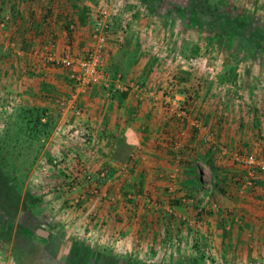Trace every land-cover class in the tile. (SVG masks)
<instances>
[{"label": "rangeland", "instance_id": "obj_1", "mask_svg": "<svg viewBox=\"0 0 264 264\" xmlns=\"http://www.w3.org/2000/svg\"><path fill=\"white\" fill-rule=\"evenodd\" d=\"M91 1L96 7V17L100 0ZM104 1L107 8L110 4L117 6L120 15L117 24L119 28H125L127 18L131 16L127 7L128 0L121 3L120 0ZM135 2L136 4H131L134 14L137 11L142 13L145 5L149 12V69L142 70V74L138 73L137 76H129V69L122 71L109 68L106 71L110 79L120 75L125 84L136 83L148 87L149 111H164L176 129L179 128L177 125L185 127L186 124L178 122L165 111L167 102L176 100L185 110L188 120H198L200 127L205 128L202 112L199 111L202 106L198 108V105L202 103L204 109V106L207 107L206 102L214 104L217 101L219 96L215 97L216 94L226 93L219 100L222 103L221 112L223 110L231 113L237 109L240 101L242 105L244 103L242 110L245 112V122H252L250 132L244 137L247 135L252 143L246 148L242 145L236 147L234 141L229 142L225 134L223 138L217 137L220 150L221 147L224 148L231 158H224L223 165L216 166L215 170L204 162L197 165L196 172L191 173L192 180L186 184L193 187L192 189L187 190L185 184L177 182L175 191L182 192L181 195L166 198L157 196L151 188L156 192L158 186L150 179L147 186L143 187L146 189L145 193L139 195L138 189H135L132 198L125 196L124 199L122 195L123 202L131 204L130 206L137 202L141 206L139 217L149 219V224L153 227L148 229L157 238V244L148 246L149 241L146 242L142 233L146 234L149 230L139 229L138 240L134 242L136 244L132 243L133 246L127 248L123 237L114 236L112 241H103L99 237L101 233H98L94 221L96 216L91 215L89 208L88 216L71 215L68 227L64 220V217L67 218V213L64 212L66 209L69 211L71 207V210H76L87 201L94 208L110 204L108 193L118 179L112 180L114 173L109 176L107 174L114 171V167L104 166L102 171L105 176L100 177L93 169L94 166L85 162L81 148L69 145L74 140L61 131L59 115L56 117L31 107L18 106L16 101L6 96L0 79V196L4 198L8 194L5 203L14 214L12 220L0 212V261L3 264H191L194 258H201L199 264H264L263 259H243L240 247L232 250L231 259L220 257L219 251L225 253L226 246L221 243L212 245V234L208 228L210 216L219 210L216 194L232 198L239 206H246L253 212L264 210V173L258 168H249L235 157L236 154L254 155L264 162V0H148L147 4L138 0ZM112 12L113 10L109 14H114ZM52 52L56 54L55 48ZM205 93V98L210 94L212 100H202ZM130 94L135 95L132 91L125 93L126 96ZM57 102V109L61 110V104H65L66 99H58ZM36 119L47 127L35 129ZM69 122L70 120L67 121ZM155 135L157 142L163 141L160 133ZM185 135L181 133L178 138L175 136L178 145L182 144ZM91 140L90 145L94 142V139ZM254 141L256 147H259H255ZM60 150H67L68 155L74 156L72 159L75 156V159H81L83 164L80 167L87 168L90 175L97 173L92 177V184L102 191L98 196L83 200L80 197L85 194L87 187L82 180L76 191L67 192L64 180L66 173H59L53 168L49 169L50 173L40 170L43 159L50 162L60 156L65 171L66 160L59 154ZM219 151L217 153L221 156ZM182 159L180 164L185 162ZM33 160L35 163L26 174L24 164ZM172 160L177 163L179 161L174 158ZM74 162L75 160L70 162L73 171L76 168ZM150 168L146 166L143 170L151 175ZM168 171L170 172L166 175L171 180L169 183L174 184L180 172L173 171L172 168ZM120 173L124 176L121 183L125 182L126 177L130 178L128 176L131 173L127 174L126 168L123 167ZM79 177H84V173L81 172ZM248 182L251 185H246ZM130 184L133 183L127 181L124 186L128 188ZM57 186H60L59 190L56 189ZM209 191L211 202L217 208L199 213V196L206 195ZM57 193L60 195L58 203L53 200ZM40 198L42 203L39 202ZM17 199L15 210L14 201ZM75 199L79 202L73 208ZM149 200L153 201L150 205L152 207L148 206ZM175 200L180 202L175 203ZM90 216L92 217L89 218ZM74 217L77 219L74 220ZM235 218L237 221H234ZM255 218L259 219L256 216ZM239 222L241 219L230 213L225 225L230 227L229 230H238ZM93 223L94 229L90 227ZM41 231L49 232L51 237L40 239L36 234ZM249 233L251 236L252 230ZM260 235L258 233L257 239H254L257 244L251 249L248 248L249 256L253 253L261 257L260 253L264 252V242L259 244L260 238L264 237ZM107 237L111 238L109 235Z\"/></svg>", "mask_w": 264, "mask_h": 264}, {"label": "crops", "instance_id": "obj_2", "mask_svg": "<svg viewBox=\"0 0 264 264\" xmlns=\"http://www.w3.org/2000/svg\"><path fill=\"white\" fill-rule=\"evenodd\" d=\"M114 1L119 2V0ZM121 2L124 0H120ZM128 2L129 6L127 7L131 16H128L125 28L123 26L119 28L117 24V20H119L117 6L110 4V7L106 8L109 12L113 10L114 14H108L106 17L111 29L103 60L106 70L109 68L122 71L129 69V76H137L138 73L142 74V70L149 69V12L145 5L142 13L137 11L134 14L135 10L131 4H136V2L135 0H128ZM138 2L147 4L148 0H138ZM120 3L118 4L121 6ZM100 5L106 6V1L100 0L98 6ZM95 10V4L91 0H0V79L3 88H6H4L6 96L16 101L18 106L31 107L56 117L59 115V127L62 132L68 133V127L71 126L69 123H78L79 127H85L93 134L94 142L87 145L88 148L76 141H70L69 145L81 148L85 162L93 165V169L98 173L104 166H113L114 172L116 170L117 173H114L111 178L114 181L118 179V182L113 185V188H110L108 193V197L111 198L108 201L109 205L94 208L87 201L76 210H71V207L69 211L66 209L64 212L67 213V218L64 217V220L67 224L73 214L76 217H80L81 214L88 216L89 208L91 215L96 216L94 218L95 225L98 233H101L99 237L103 241H112L114 236H120L124 238V245L130 248L132 243L135 245L134 242L138 240L139 229L149 230L148 228L153 226L149 224V219L139 217L141 206L137 202L133 206L123 202L122 195L124 199H126L125 196L132 198L135 189H139V195L145 193L146 189L144 188L149 179L158 186L156 192L151 188L157 196L166 198L167 196L181 195L182 192L175 191L177 182L189 184L187 182L192 180L191 173L196 172L197 165L204 162L215 170L216 166L223 165L224 158L230 157L224 148L221 147L220 150L217 137L223 138L225 134L227 140L234 141L236 147L237 145L249 147L252 143L251 139L244 135L250 132L252 122H245L247 120L245 112L242 110L244 103L242 105L241 101L237 109L231 113L223 112V110L221 112L222 103H219V100L227 94L220 92L216 94L215 97H219L214 104L206 102L207 107L204 106V109L202 103L198 105V108L202 106L199 111L202 112V123L205 128L192 126L193 119L189 118L184 122L185 127L177 125L179 132L176 127L172 126L164 111H149V99L138 104L136 95L130 94L125 98L122 96L117 98L116 95L122 93L113 90V85L107 88L93 86L70 100L73 89L68 79L67 70L54 68L52 64L46 63L36 53L47 50L50 41L54 42L56 55L67 51L79 55L88 51L92 46V26L97 18ZM71 24L73 30H70ZM120 24H122V20ZM115 91L118 92L114 93ZM203 95L202 100H212L210 94H207L206 98V93ZM64 98L66 107L61 111L59 108L57 109L59 106L57 101ZM76 108L82 110L81 118L74 116ZM68 120H70L69 123H67ZM157 132L165 142L155 140ZM177 133L178 135H176ZM181 133L186 135L182 139L179 149H175L178 148L175 147L177 142L175 136L178 138ZM126 135L132 139L130 140L132 149L123 155L119 152V147ZM253 144L255 145V141ZM257 147L259 146L257 145ZM59 154L66 160V164L69 165L72 162V156L67 154V150H60ZM173 158L179 160L178 163L173 161ZM181 158L185 162L180 164ZM146 166L151 167V175L143 170ZM123 167L126 168L127 174L131 173V175L128 176L129 179L126 177L127 180L125 179V182L121 183L124 176L120 172ZM170 168L180 172L174 184L169 183L171 180L166 175L170 172L168 171ZM197 171H199L198 168ZM160 172L163 174L158 175ZM170 177L172 179V176ZM127 181L133 184L125 189L127 186L124 184H127ZM139 182H141V188ZM135 184L138 185L135 186ZM186 186L187 190L193 188H190V185ZM104 195L106 194L104 193ZM58 196H60L59 193L53 198L57 203L60 200ZM215 197L219 204V210L210 216L208 228L212 234L210 236L212 245L217 246L221 243L226 246L225 253L219 251V256L226 260L231 259L232 250L240 247L243 259L264 260V252L260 253L261 257H257L258 254L254 255L253 253L249 256L247 251L248 248L251 249L253 245L257 244V240L254 239H257L258 233L264 237V210L259 211L260 213L253 212L246 206H239L232 198L219 194H216ZM131 201L133 202V200ZM72 207L76 208L74 205ZM230 213L241 219L240 226H237L238 230H229L230 227L225 225ZM255 216L259 219H256ZM76 217L74 220L77 219ZM151 217L149 214V218ZM234 221H237V218ZM90 227L94 229V223ZM250 230H252L251 236ZM148 232V234L142 233L146 237V242L149 241L148 246L153 243L157 244V238L150 233V230ZM107 235L111 238H108ZM37 237L46 240L51 235L49 232L41 231ZM262 242H264V238H260L259 244Z\"/></svg>", "mask_w": 264, "mask_h": 264}, {"label": "built area", "instance_id": "obj_3", "mask_svg": "<svg viewBox=\"0 0 264 264\" xmlns=\"http://www.w3.org/2000/svg\"><path fill=\"white\" fill-rule=\"evenodd\" d=\"M106 6H99L97 10V18L95 23L92 26L91 30V38H92V46L91 48L83 54L75 55L71 54L70 51L63 53L61 55H56L52 51L54 49V42L50 41L48 45V49L43 52H37L36 54L46 62L50 63L55 67H59L67 70L68 79L71 83V87L73 89V94L70 100L74 99V96L87 91L93 86H103L105 88L113 85V90H120L121 92L127 93L132 91L135 93L137 100L140 103L146 101L149 95V88L146 86H140L136 83L125 84L122 82V78L120 75H116L113 79H110L103 60L104 52L107 45V38L110 31V24L108 20H106L107 15L109 14L106 9ZM3 24V22H1ZM73 25H70V29H72ZM124 28V27H123ZM122 28V29H123ZM71 102V101H70ZM168 106L165 108V111L169 113L173 118H176L178 122H185L188 119V116L185 110L182 108L181 104L176 100H170ZM61 111L66 107L65 104H61ZM74 116L76 118H81L82 110L75 109ZM68 127V136L70 139L82 144L87 147L89 145L90 140L93 139L91 132L88 131L85 127H79L78 123L70 124ZM192 125L196 128L200 127V122L198 120H193ZM93 141V140H91ZM175 147H179L178 142L175 143ZM74 157V156H72ZM236 160L241 161L242 163L248 165L249 168H258L262 173H264V162L258 160L254 155L240 156L238 154L235 155ZM76 158V156H75ZM75 160L74 164H76V168L73 171L71 163H65V171L63 170V161L60 156H56L50 162L43 159L40 163V170L44 173H50L51 168L54 171L59 173H66V178H64L66 183L67 192L76 191L77 187L81 185V180L86 184V189L84 190L85 194L81 196V199H86L91 196H98L101 192L100 188L92 184V177L88 173L87 168H81V164L83 161L79 158ZM73 164V163H72ZM70 171V173H67ZM73 171V172H72ZM77 172V173H74ZM84 173V177L80 178V173ZM100 177H104V172L100 171ZM251 174V173H250ZM90 186H88V184ZM246 185H251L250 182L246 183ZM57 190L60 189V186L56 187ZM79 200L75 199V206L78 204ZM153 204V201L149 200V207ZM217 208L216 204L211 202V193L210 191L205 194H200L199 196V206L197 211L199 213L213 210ZM0 264H3V261H0Z\"/></svg>", "mask_w": 264, "mask_h": 264}, {"label": "trees", "instance_id": "obj_4", "mask_svg": "<svg viewBox=\"0 0 264 264\" xmlns=\"http://www.w3.org/2000/svg\"><path fill=\"white\" fill-rule=\"evenodd\" d=\"M220 1H221V0H220ZM111 89H112V88H111ZM111 89H110V91H111ZM114 93H116V92H114ZM113 95H114V94H113ZM120 96H122L123 98L126 97L125 93H122V94L119 95V96L116 95L117 98H119ZM41 114L44 115V113H41ZM36 120H37V122H34V128H35V129H36V127H44V128L47 127L46 124H42V123L39 121V119H36ZM128 140H129V141H128ZM130 140H132V139H131L130 136H128V135H126V136L122 139V141H121V143H120V147H119V152H120L121 154L125 155V154H127V153L132 149V144H131V141H130ZM33 163H35L34 160H33L31 163H27V162H25L24 165H26V168H25V173H26V174L29 172V170H30V168L32 167V164H33ZM109 172H111V173H108V174H107L108 176H109V175H112V173H115L114 171H109ZM138 184H139V187L141 188V182H139ZM125 189H127V187H125ZM1 191H2V190H1V188H0V192H1ZM138 191H139V189H138ZM7 197H9L8 194H7L4 198L0 196V212H2V214H6V215H8V216L13 220V219H14L13 210H12V209H9V208H8V204L5 203V202H6L5 199H6ZM176 201L180 202V200H175L174 202L177 203ZM39 202H40V203L43 202L41 198L39 199ZM14 203H15V205H16L15 210H17L18 199L15 200ZM0 216H2L1 213H0ZM35 234H36V232H35ZM36 235H37V234H36ZM65 259H66V258H65ZM199 259L201 260V258H194L191 264H199V263H200V260H199Z\"/></svg>", "mask_w": 264, "mask_h": 264}]
</instances>
